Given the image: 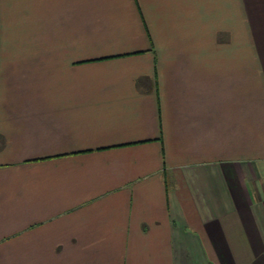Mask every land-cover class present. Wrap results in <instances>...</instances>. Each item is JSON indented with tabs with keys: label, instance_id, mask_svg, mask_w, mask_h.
Here are the masks:
<instances>
[{
	"label": "crops",
	"instance_id": "crops-1",
	"mask_svg": "<svg viewBox=\"0 0 264 264\" xmlns=\"http://www.w3.org/2000/svg\"><path fill=\"white\" fill-rule=\"evenodd\" d=\"M260 24L264 0H0V264H264Z\"/></svg>",
	"mask_w": 264,
	"mask_h": 264
},
{
	"label": "rangeland",
	"instance_id": "rangeland-1",
	"mask_svg": "<svg viewBox=\"0 0 264 264\" xmlns=\"http://www.w3.org/2000/svg\"><path fill=\"white\" fill-rule=\"evenodd\" d=\"M261 26H264V24H260ZM264 31L263 29L257 30V38L254 39L256 43V61L257 62H264V33L260 32ZM241 42L245 43L246 40H241Z\"/></svg>",
	"mask_w": 264,
	"mask_h": 264
}]
</instances>
